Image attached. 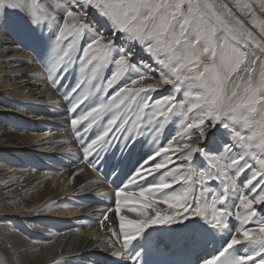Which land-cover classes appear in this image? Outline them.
Wrapping results in <instances>:
<instances>
[{
    "label": "snow or ice",
    "instance_id": "6c2138e0",
    "mask_svg": "<svg viewBox=\"0 0 264 264\" xmlns=\"http://www.w3.org/2000/svg\"><path fill=\"white\" fill-rule=\"evenodd\" d=\"M10 26L39 50L53 88L79 61L63 98L115 197L93 249L111 243L112 264H264V0H0Z\"/></svg>",
    "mask_w": 264,
    "mask_h": 264
},
{
    "label": "bare ground",
    "instance_id": "6f19581e",
    "mask_svg": "<svg viewBox=\"0 0 264 264\" xmlns=\"http://www.w3.org/2000/svg\"><path fill=\"white\" fill-rule=\"evenodd\" d=\"M18 14V11L9 10L12 21H22L23 15ZM16 32L11 26L0 27V257H6L10 264H51L54 260L66 261V264H89L93 258L89 253L92 252L97 259L112 264L108 256L112 251L111 243L105 246L106 252L92 248L103 234L100 230L102 213L115 206L110 169L107 165H101V172L90 170L83 163L84 153L82 149L83 155L79 151L81 147L78 144L61 147V138L53 133L56 127L49 122L56 111L51 112L44 104L48 97L51 99L49 87L52 83L47 78L48 73H42L45 68L40 52L19 33L11 38ZM79 71L77 61L76 68L64 76L58 87L68 89L66 79L74 78ZM105 73V76H110L111 69H106ZM171 93L172 90L166 95ZM54 101V107L66 119L65 112L71 113L66 108V100ZM12 105L17 107L18 112L14 108L9 109ZM45 122L50 138L44 136L47 128ZM178 124L179 119L169 128L170 134L175 133ZM30 128L38 133H32ZM92 133L95 135V130L89 133V138H92ZM43 139L45 142H42ZM52 139L57 141L48 144ZM36 142L43 145L37 146ZM68 148L73 149L71 154L65 151ZM24 155L30 157L29 162L23 160ZM90 158L97 159L95 156ZM31 162L36 166L39 163L43 170L46 165L52 171L51 175L48 174L52 176L51 183L41 179L45 177L44 171L41 175L39 171L21 170ZM77 172L78 175L73 177L72 174ZM250 175L247 172L241 184ZM98 180L101 182L92 183ZM81 185L86 187L81 188ZM97 192L107 195H95ZM53 201L57 202L55 206L45 209V205ZM122 214L137 218L134 213H126L124 209ZM109 217L118 228L114 213H109ZM168 236L167 232L159 234L164 242H167ZM111 239L115 241V238Z\"/></svg>",
    "mask_w": 264,
    "mask_h": 264
},
{
    "label": "rangeland",
    "instance_id": "374dc122",
    "mask_svg": "<svg viewBox=\"0 0 264 264\" xmlns=\"http://www.w3.org/2000/svg\"><path fill=\"white\" fill-rule=\"evenodd\" d=\"M41 2L42 3H48L49 2V0H41ZM19 13H20V15H24L22 12H20V11H18ZM92 16V19L94 20L95 19V17H94V14L93 13H90ZM19 14H18V16H20ZM90 17V18H91ZM18 34V32H16V33H14L12 36H11V38H13L14 36H16ZM43 74H47V71L46 70H44L43 72H42ZM105 75H106V73H105ZM77 76H78V73L74 76V78H72V79H66V81H67V87H68V89H66V88H60V87H58V88H53V86H50L49 87V92H50V97H51V99L49 100V97L46 99V101H45V103L44 104H46V106H48L47 108L51 111V112H55V116H53V117H50V118H52L51 119V121H49V122H51L52 124H54V126L56 127V128H54V130H53V133H54V136L56 137V136H59L58 138H61V139H59L60 140V142H62L61 143V147H62V145H63V147H66V145L67 146H69V145H71V144H78V145H80V141H78L77 140V143H75L76 142V137H75V133H74V131L72 130V127L70 126L71 124H70V120L71 119H69V118H73V114H71V113H68V112H65V115H66V119H65V117H62L61 115H60V113L58 112L59 111V109H57L56 110V108L54 107V103L53 102H51V101H54V99L57 101V100H59V99H61V100H64V91H66V90H69L70 91V89H71V87L72 86H74L76 83L75 82H77ZM159 79V76L158 75H156L155 76V80H158ZM155 80L153 81V82H155ZM87 87V86H86ZM52 89V90H51ZM167 89H169V90H167ZM172 90V88H171V86H166L165 88H163V89H161L159 92H157V93H154L153 94V97L154 98H160V96H162V95H166V92H169V91H171ZM62 93H63V95H62ZM162 93V94H161ZM53 94V95H52ZM178 95V98L180 99V100H183V97H184V94H183V92H181V93H178L177 94ZM182 97V98H181ZM43 104V105H44ZM42 105V106H43ZM53 105V106H52ZM66 108H69V106H70V103H69V101H66ZM12 106H14V105H12ZM12 106H10L11 108H9V109H13L14 108V110L15 111H17L18 112V109H17V107H12ZM53 110V111H52ZM13 114H14V112H12ZM16 114H18V113H15V115ZM78 115V114H77ZM20 116V115H19ZM68 116V117H67ZM55 120H54V119ZM68 119V120H67ZM59 120H60V122H59ZM66 122H67V124H66ZM45 126L47 127V125H46V122H45ZM61 126H63V127H65V128H62ZM69 128V129H71L73 132L71 133L68 129H67V127ZM70 126V127H69ZM57 127H61V128H57ZM30 130L32 131V133H38V131L37 130H34V128H30ZM27 131H29V130H27ZM30 131V132H31ZM44 131H46V133H48L49 132V128L47 127ZM57 133H56V132ZM169 132H171V130L169 129ZM74 135V140H73V136L71 137V135ZM61 135V136H60ZM46 138H50L48 135V137L46 136V135H44ZM64 136V137H63ZM67 136V137H66ZM94 136V134L92 133V137ZM197 136H198V133H193V138H194V140L197 138ZM62 137H63V139H62ZM54 138V137H53ZM68 138V139H67ZM66 139V140H65ZM84 139H90L89 138V135L87 136V137H84ZM52 141H54V142H56L57 141V139H52L48 144H50V143H54V142H52ZM42 142H45V140L43 139L42 140ZM70 144H69V143ZM37 143V142H36ZM39 144V145H38ZM66 144V145H65ZM42 146L43 144L42 143H37V146ZM79 151L81 152V148H79ZM82 153V152H81ZM82 155H83V153H82ZM26 156H27V158H26ZM29 158V159H28ZM91 159V158H90ZM83 160V163L85 164V165H89V163L90 162H92V161H94L93 159H91V160ZM24 161H27V162H29L30 161V157L28 156V155H24V159H23ZM38 165L39 166H36L35 165V163L34 162H31V163H28V168L26 167V166H24V167H21V170L23 171V170H28V171H30V172H37L38 173V171L40 172V174L42 175L43 174V171H44V178H41L40 177V175H38V177H40L41 179H43L44 181L46 180V182H49V183H51V177L52 176H50L49 177V175L48 174H52V171L49 169V168H46L47 166L45 165L43 168H45L44 170L42 169V167L40 166V164L38 163ZM36 166V167H35ZM39 167V168H38ZM26 168V169H25ZM41 168V169H40ZM32 169V170H31ZM89 169L90 170H92V168H90L89 167ZM41 170V171H40ZM54 185L52 184V187H53ZM213 186H216V185H213ZM76 193V192H75ZM75 193H73V194H75ZM20 200H21V198H19ZM62 218V217H61Z\"/></svg>",
    "mask_w": 264,
    "mask_h": 264
},
{
    "label": "water",
    "instance_id": "95a60500",
    "mask_svg": "<svg viewBox=\"0 0 264 264\" xmlns=\"http://www.w3.org/2000/svg\"><path fill=\"white\" fill-rule=\"evenodd\" d=\"M91 15V14H90Z\"/></svg>",
    "mask_w": 264,
    "mask_h": 264
}]
</instances>
